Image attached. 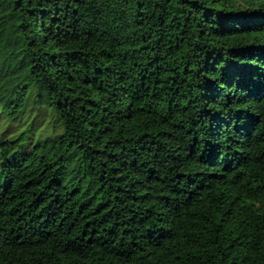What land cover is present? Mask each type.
<instances>
[{
  "label": "trees",
  "instance_id": "16d2710c",
  "mask_svg": "<svg viewBox=\"0 0 264 264\" xmlns=\"http://www.w3.org/2000/svg\"><path fill=\"white\" fill-rule=\"evenodd\" d=\"M0 264H264V0H0Z\"/></svg>",
  "mask_w": 264,
  "mask_h": 264
}]
</instances>
